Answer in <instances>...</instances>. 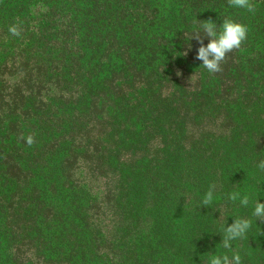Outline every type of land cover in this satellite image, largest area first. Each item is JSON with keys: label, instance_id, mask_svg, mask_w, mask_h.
Here are the masks:
<instances>
[{"label": "trees", "instance_id": "1", "mask_svg": "<svg viewBox=\"0 0 264 264\" xmlns=\"http://www.w3.org/2000/svg\"><path fill=\"white\" fill-rule=\"evenodd\" d=\"M252 3L0 0V264H208L232 251L249 264L264 231V0ZM225 18L247 39L212 74L191 34ZM239 218L251 227L224 249Z\"/></svg>", "mask_w": 264, "mask_h": 264}, {"label": "clouds", "instance_id": "2", "mask_svg": "<svg viewBox=\"0 0 264 264\" xmlns=\"http://www.w3.org/2000/svg\"><path fill=\"white\" fill-rule=\"evenodd\" d=\"M230 6L246 9L248 12H255V6L252 0H228ZM8 31L14 35L19 36L20 30L16 25H10ZM248 28L246 25L232 20L231 18L223 19L222 24L219 25L211 19L200 22L199 27L192 32L191 39H195L199 43L196 53V59L202 61V66L209 73L220 72L221 64L224 62L228 53L239 49L242 43L247 39ZM207 39V45L204 40ZM187 54V53H186ZM185 54V55H186ZM180 75V72H177ZM26 140V143L31 147L35 143L33 134L27 137H20ZM258 167L264 169V160H261ZM215 185H212L204 196L202 204L208 206L213 200V191ZM239 197V193H232L229 196L230 200L235 201ZM240 203L247 206L249 198L247 195L240 198ZM253 215L258 219L264 221V203H255ZM251 227V222L248 219L239 218L234 219V222L227 227L224 226V234L222 237V246L224 249L232 250L231 242L245 237L247 231ZM208 264H242L239 252L232 251L231 256L228 254L212 255L209 258Z\"/></svg>", "mask_w": 264, "mask_h": 264}, {"label": "rangeland", "instance_id": "3", "mask_svg": "<svg viewBox=\"0 0 264 264\" xmlns=\"http://www.w3.org/2000/svg\"><path fill=\"white\" fill-rule=\"evenodd\" d=\"M96 190V189H93ZM103 190V188H100V192ZM99 192V190H98ZM264 223V221H262ZM102 224L104 225V229H106V231L111 232L112 231V227H113V220H112V216L110 215H106L103 218ZM264 230V229H263ZM259 240V247H254L255 249H249L247 251L248 256H252V259H248L249 264H264V244L262 245V241H264V231L262 232V234L258 233L257 234V238Z\"/></svg>", "mask_w": 264, "mask_h": 264}]
</instances>
